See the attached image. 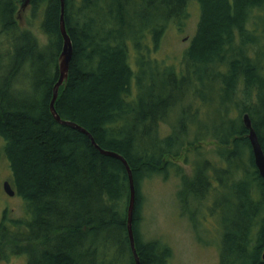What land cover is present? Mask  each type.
Listing matches in <instances>:
<instances>
[{
    "label": "trees",
    "instance_id": "1",
    "mask_svg": "<svg viewBox=\"0 0 264 264\" xmlns=\"http://www.w3.org/2000/svg\"><path fill=\"white\" fill-rule=\"evenodd\" d=\"M64 3L73 56L55 109L129 165L140 264L171 259L161 241L143 240L140 225L142 185L173 169L186 214L191 217L187 199L193 196L211 215H222L221 264H264V180L242 124L247 113L264 151V0ZM193 3L200 10L196 34L178 68L164 67L152 55L170 26L182 31ZM21 4L0 0V162L5 160L8 183L24 202L19 218L3 212L0 261L136 264L124 166L50 113L63 47L60 0H29L24 12ZM214 106L217 124L211 126ZM209 139L218 146L212 153L201 146ZM186 147L190 178L166 160L179 158ZM212 154L213 160L202 158Z\"/></svg>",
    "mask_w": 264,
    "mask_h": 264
},
{
    "label": "rangeland",
    "instance_id": "2",
    "mask_svg": "<svg viewBox=\"0 0 264 264\" xmlns=\"http://www.w3.org/2000/svg\"><path fill=\"white\" fill-rule=\"evenodd\" d=\"M200 17V10L196 5L191 4L188 10V18L185 25L180 29L170 26L167 34L163 38L158 50L152 55V59L163 63L164 67L178 68L182 54L186 51L191 40L196 34V28ZM34 34L45 45L46 40L39 35ZM5 43V42H4ZM150 47L151 39L146 42ZM132 67L135 66V51L129 46ZM217 108L214 106L211 113V126H215ZM167 129V125L163 126ZM207 152H214L218 146L211 139L203 142L201 145ZM190 149L187 147L181 152L179 158L166 160L173 163L175 167L180 169L185 176H192L190 165L185 164V158L189 154ZM202 156V155H201ZM215 159V155H206L202 158ZM189 158L192 160L193 155ZM195 158H197L195 156ZM198 159V158H197ZM201 159V158H200ZM190 160V161H191ZM244 161L248 165L249 157H245ZM8 166L4 159L0 162V221L3 212L8 210L13 218H19L24 213V202L18 197H9L3 191V183L8 182L9 172ZM165 175L153 177L142 185V194L144 202L142 207V224L140 232L144 241L159 240L171 251V259L168 264H221L220 248L222 244L221 238V216L211 215L207 211V207L189 197L187 199V207L190 210L191 217L185 213L184 207L180 202L179 191L181 190L180 177L175 173V169ZM225 199H229L228 193H225ZM223 199L220 198L221 202ZM211 198L205 202V206H211ZM237 202V199H235ZM210 203V204H209ZM224 205V204H223ZM0 264H27L24 257H11L8 261H0Z\"/></svg>",
    "mask_w": 264,
    "mask_h": 264
},
{
    "label": "water",
    "instance_id": "3",
    "mask_svg": "<svg viewBox=\"0 0 264 264\" xmlns=\"http://www.w3.org/2000/svg\"><path fill=\"white\" fill-rule=\"evenodd\" d=\"M29 6V0H22L21 4V11L24 12ZM64 10H65V3L64 0H60V34L63 40V47H62V52L59 56L58 59V71H59V78L56 83V85L53 88V95H52V100L50 103V113L54 120L61 126L71 128L73 130H76L86 136L91 145L102 155L105 157L113 158L117 161H119L125 168L127 175H128V180H129V189H130V195H129V202H128V208H127V230H128V237L130 241V247L132 254L135 259L136 264H140L139 258L136 252V247H135V241H134V234H133V218H134V211H135V206H136V191H135V186H134V180H133V175L131 172V169L125 159L121 157L120 155L105 151L101 149L96 142L94 141L93 137L83 128L79 127L78 125H75L74 123L63 121L59 115L56 112L55 109V103L58 98L59 90L60 88L64 85V83L68 79L69 75V68H70V63L72 60L73 56V46L72 42L70 40V37L67 33L66 26H65V21H64ZM242 124L247 131V139L249 141L251 151H252V156L254 160V165L258 171L259 176L264 180V151L262 149V146L260 144L259 138L252 126L251 119L247 113L242 115ZM3 191L5 194L9 197H14L15 192L12 190L10 184L8 182L3 183Z\"/></svg>",
    "mask_w": 264,
    "mask_h": 264
},
{
    "label": "flooded vegetation",
    "instance_id": "4",
    "mask_svg": "<svg viewBox=\"0 0 264 264\" xmlns=\"http://www.w3.org/2000/svg\"><path fill=\"white\" fill-rule=\"evenodd\" d=\"M215 182H217L216 180L213 181V183L215 184ZM218 183V182H217Z\"/></svg>",
    "mask_w": 264,
    "mask_h": 264
}]
</instances>
